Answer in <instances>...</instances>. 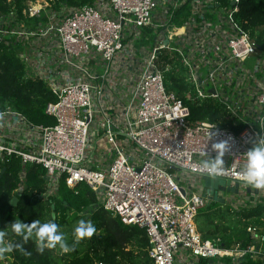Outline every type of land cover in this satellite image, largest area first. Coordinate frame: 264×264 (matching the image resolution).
Segmentation results:
<instances>
[{
	"label": "built area",
	"instance_id": "2783aa9c",
	"mask_svg": "<svg viewBox=\"0 0 264 264\" xmlns=\"http://www.w3.org/2000/svg\"><path fill=\"white\" fill-rule=\"evenodd\" d=\"M239 2L34 0L22 12L0 10V43L17 52L25 78L56 99L46 107L56 121L49 126L0 107V162L22 165L14 193L24 191L28 165L41 167L39 200L55 197L62 181L86 184L106 211L146 231L151 264H239L248 254L264 264L259 225L248 226L254 241L246 248L205 239L197 227L200 210L214 201L200 182L210 177L205 161L219 155L215 143L229 147L220 157L224 174L214 179L240 186L227 199L220 193L229 211L264 198V189L237 178L264 136V49L236 19ZM181 67L186 97L219 105L231 126L191 121L190 107L167 87Z\"/></svg>",
	"mask_w": 264,
	"mask_h": 264
},
{
	"label": "trees",
	"instance_id": "16d2710c",
	"mask_svg": "<svg viewBox=\"0 0 264 264\" xmlns=\"http://www.w3.org/2000/svg\"><path fill=\"white\" fill-rule=\"evenodd\" d=\"M28 1L34 0H13L9 4L6 0H0V10L7 11L11 6L16 5V8L22 12L24 3ZM58 1L81 7L93 4L96 0ZM218 1L225 6H230L232 2V0ZM235 17L251 33L259 47L264 49V0H240ZM180 69L178 73H169L167 87L190 107L191 121L208 120L221 126H231L230 115L219 105L213 102L200 104L186 97L191 87L186 82L184 69L182 67ZM55 100L42 82L25 78L24 65L18 58L17 52L9 50L0 43V107L10 106L27 115L32 122L49 126L54 125L56 121L46 114V107ZM27 168L28 178L25 189L21 194H15L14 191L20 183L19 173L22 169L20 160L12 158L5 164L0 162V231L5 233L3 241L5 240L7 244L22 246L8 252L13 258L12 264H95L97 262L151 264L148 255L150 243L146 231L138 226L126 225L119 217H114L106 211L98 204L97 195L90 187L79 184L75 188H70L65 181H62L57 195L50 201H42L38 199V195L46 191L45 170L32 165H28ZM15 198H17L16 202H14ZM88 208H91L93 214L92 219L87 220L85 229L91 227L93 233L81 241H76V228L82 222H78L73 227L69 224L68 218L76 213L80 219ZM209 208V205L205 206L199 212L200 216L207 215L210 225L208 230H202L203 237L220 238L224 247L240 244L246 248L254 241L247 231L248 226L257 224L264 228V221L261 220L264 218V198H261L256 206H251L240 213L229 214L230 217L214 218L206 213ZM53 212L60 216L54 218ZM68 212L71 214L69 215ZM16 220L28 224L37 220L41 223L55 222L59 226V231L64 234L69 247L74 250L65 253L57 245L55 248L39 251L34 235L25 243L22 236L12 232L11 223ZM202 262L210 264V260H202ZM222 262L233 264L231 259ZM239 264H260V261L248 254Z\"/></svg>",
	"mask_w": 264,
	"mask_h": 264
},
{
	"label": "clouds",
	"instance_id": "9594fccd",
	"mask_svg": "<svg viewBox=\"0 0 264 264\" xmlns=\"http://www.w3.org/2000/svg\"><path fill=\"white\" fill-rule=\"evenodd\" d=\"M214 133L211 134V137ZM227 142H219L213 145L214 150L219 151V155L215 159L206 160L202 171L206 172L210 177L216 178L222 176L224 173L221 170L220 157L228 150ZM205 155V153H201ZM208 155V153H207ZM238 179H242L248 185L264 189V136L260 137L254 146L247 152V162L242 173L238 174ZM11 230L17 236H22L26 243L29 238L35 236L36 244L39 251L43 252L45 248H55L57 245L63 252L67 253L74 250L67 244L64 234L59 231V226L55 222L41 223L34 221L31 224L16 220L11 223ZM93 228L81 224L76 228V235L81 238L85 235L91 236ZM5 233L0 231V243L3 242ZM21 245L7 244L6 247L0 248V251L11 252L14 248H20Z\"/></svg>",
	"mask_w": 264,
	"mask_h": 264
},
{
	"label": "rangeland",
	"instance_id": "374dc122",
	"mask_svg": "<svg viewBox=\"0 0 264 264\" xmlns=\"http://www.w3.org/2000/svg\"><path fill=\"white\" fill-rule=\"evenodd\" d=\"M223 195H224V199H227L229 193H223ZM208 205L210 208L206 213L209 214L210 216L214 217V218H222L223 216L230 217L229 214H232L231 212H229V210L233 206L230 207L227 203L223 204V203L215 201V203H213V204H212V202H208L207 206ZM53 213H52V215H53ZM59 216H60V214L59 215L55 214V217H59ZM82 216L80 217V219H78V215L76 213L71 214L68 218L69 224H71V226L74 227L76 224H78V222H83L85 217H82ZM207 218H208L207 215H202V216L199 215L197 218V227L201 233H202L203 229H204L203 231H206V230H208L207 228L210 226ZM219 220L217 222H219ZM68 228H69V230H71L70 226ZM84 237L87 238V235L81 237V240ZM6 245H7V243L4 240L2 243H0V248H4V247H6ZM12 263H13V258H11L10 255H8V251H0V264H12Z\"/></svg>",
	"mask_w": 264,
	"mask_h": 264
},
{
	"label": "water",
	"instance_id": "95a60500",
	"mask_svg": "<svg viewBox=\"0 0 264 264\" xmlns=\"http://www.w3.org/2000/svg\"><path fill=\"white\" fill-rule=\"evenodd\" d=\"M200 184L202 187L205 189V197H207L209 200H214L217 201L220 199V203H224L225 200L221 198L220 193H234V194H239L240 193V186L237 183L234 187L230 186L229 182H226L225 180H219V179H214L208 176H204L201 179ZM248 192L251 191V189H247ZM185 192V191H184ZM17 201V198L14 199V202ZM54 208V207H53ZM70 215L71 212H68ZM92 212L91 208H88L84 211L83 215H85V219L82 222L83 225L86 224L88 219H92ZM53 217L55 218V213H53ZM81 238L76 237V241H80ZM214 261H210V263H213Z\"/></svg>",
	"mask_w": 264,
	"mask_h": 264
},
{
	"label": "crops",
	"instance_id": "0c3cea01",
	"mask_svg": "<svg viewBox=\"0 0 264 264\" xmlns=\"http://www.w3.org/2000/svg\"><path fill=\"white\" fill-rule=\"evenodd\" d=\"M196 264H204V263L201 261V262H196ZM210 264H214V262L213 263H210Z\"/></svg>",
	"mask_w": 264,
	"mask_h": 264
}]
</instances>
